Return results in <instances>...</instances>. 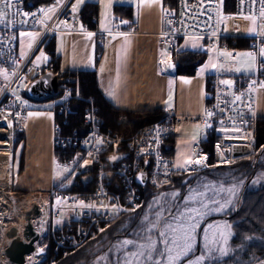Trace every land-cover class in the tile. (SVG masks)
I'll use <instances>...</instances> for the list:
<instances>
[{
    "label": "built area",
    "instance_id": "obj_1",
    "mask_svg": "<svg viewBox=\"0 0 264 264\" xmlns=\"http://www.w3.org/2000/svg\"><path fill=\"white\" fill-rule=\"evenodd\" d=\"M72 1L15 0V7L4 9L6 19L12 22L0 23V137L5 129L2 122L7 118L11 123V142L0 145L11 146L14 127L18 128L23 123L27 110L58 111L62 122H66L71 99L85 98L88 101L82 116L85 130L65 132L62 123L56 122L53 143L54 146L78 148L79 157H69L65 163L75 170L81 165L83 169L85 165L86 170L92 169L93 187L74 189L73 182L59 183L51 188L54 200L50 206V189L48 194L35 191L29 192L28 196H20L11 192L12 185H5L0 178V256L5 258L6 264H14L3 252L7 246L6 230L16 224L21 231L24 209L33 200H37L42 209L37 219L44 217L46 222L40 226L35 218L37 229L43 235L49 231L52 233V260H55L58 255L67 254L71 248L106 229L117 215L142 205L147 196L145 186L149 187L150 198L156 196L158 189L165 191V184L169 183L176 168L174 155L165 150L166 140L175 133L179 123L199 124L215 135L212 152L203 146L201 139L197 140L196 154L189 165L193 169L207 167L211 160L214 163H231L238 157L233 152L237 143L246 145L251 152L257 146V123L264 115L249 113L247 107L256 100L257 88L264 82V56L260 55L264 49V13L261 11L264 0H166L160 33L162 45L173 51L180 47L182 39L198 37L217 52L223 50L234 56L242 46L239 38H247L243 46L256 55V70L252 73L215 70L208 78L204 110L184 112L168 107L162 109L159 118L137 123H132L129 115L122 112L116 122L124 125L123 128L103 126L98 106L79 93L80 79L71 72V68L55 70L60 89L57 95L34 100L25 94L28 83L50 69L44 47L50 36L56 37L64 31L89 30L96 34L97 42L103 47L116 34L133 32L138 28L136 24H126L124 18L117 17L109 28H91L83 22L79 29L80 10L72 6ZM49 8H55V12H47ZM17 9L19 14L14 15ZM23 13L29 15L24 16ZM234 15L256 18L255 32L247 35L228 33L224 18ZM93 20H96L95 16ZM28 29L38 31V35L23 50L19 33ZM97 55L101 56V51ZM226 75H232L233 81L222 83ZM237 96H240L239 100ZM119 151L127 154L111 166L107 154ZM145 159L148 163H144ZM143 168L147 176L146 182L141 184L136 180V174ZM64 215L65 219L59 222ZM48 221L51 222L50 229ZM38 255L37 262L46 257L45 249H38Z\"/></svg>",
    "mask_w": 264,
    "mask_h": 264
},
{
    "label": "crops",
    "instance_id": "obj_2",
    "mask_svg": "<svg viewBox=\"0 0 264 264\" xmlns=\"http://www.w3.org/2000/svg\"><path fill=\"white\" fill-rule=\"evenodd\" d=\"M87 1L98 3L97 12L94 14L96 20H93V16L94 26L91 28H109L117 17L124 18L126 24H136L138 28L133 32L116 34L103 47L97 42L93 31L60 32L55 37L56 52L61 58L60 67L71 68V72L79 68H94L101 92L123 110L157 106L161 109L173 107L184 112L204 110L208 76L215 69L214 63L210 64L206 57L194 74L175 71L172 51L160 42L166 0H73L72 6L80 10ZM117 4L124 6L119 13L114 11ZM82 23L80 20L79 29ZM256 24L257 20L251 32L237 34L255 32ZM191 42V39L184 38L179 48L202 49L206 50L207 55L211 53L205 43L203 46L198 42L192 45ZM209 48L217 56L215 48ZM98 51H101V56L97 55ZM238 51L248 50L242 45L235 55ZM221 53L223 57L227 55L225 58L235 56L228 55L223 50L219 52ZM253 56V65L247 66L250 70L242 69L240 72L252 73L256 70V55ZM224 79L233 81L232 75H226ZM247 111L264 115V82L258 86L256 100L247 107ZM55 114L56 111L50 109H29L24 115L23 123L18 128L24 132L25 137L16 149L14 161L11 151V168L17 167L15 175H12L15 187L29 192L48 191L52 184L64 179L69 173L53 169L54 160L59 161L52 144L53 130L57 122ZM207 134V129L202 125L179 123L171 136V153L175 161L179 155L181 159L189 162L197 140L205 138ZM16 161L18 163L15 166Z\"/></svg>",
    "mask_w": 264,
    "mask_h": 264
},
{
    "label": "rangeland",
    "instance_id": "obj_3",
    "mask_svg": "<svg viewBox=\"0 0 264 264\" xmlns=\"http://www.w3.org/2000/svg\"><path fill=\"white\" fill-rule=\"evenodd\" d=\"M77 2H81V0H77ZM224 22L227 32L237 34L238 32H251L254 28L256 19L234 15L225 17ZM29 34H35V38H33V35ZM37 35L38 31L33 29L20 31L19 39L22 49H27L36 39ZM188 39H191V41H193L190 43L192 45L195 44V42H198L199 44L205 46V44L201 41V38L189 37ZM207 48L211 52L209 55H207V59H209L210 64L214 63V71L220 69L229 72L235 70L236 72H240L242 69L250 70V67L247 66L253 65L254 56L246 55L247 53H250L248 51H238L237 55H235L234 57L228 56V58H225L227 55L223 57L224 55L222 56V53L219 54V52H217V56H215V53L213 54L211 48ZM220 55L224 59L223 62ZM118 126L119 127L117 128L124 127V125L122 124H119ZM15 129L16 126L14 127V132ZM13 139L14 134L12 143ZM12 143L11 146L0 145V178L5 183V185L9 183L12 185L13 189L11 190V192H15L16 195L21 196L20 192L13 185L12 175H15L17 167L11 168ZM52 144L54 146L53 139ZM196 144L194 147V153L189 162L185 159H181L179 155H177L178 158H176L175 161L176 167L184 168L190 165L192 159L196 154ZM78 153L79 151L77 150V153L70 157L78 158ZM246 155H249L251 167H242L241 163L238 164L240 160H238L236 157L231 163H217L218 165H230L226 166L225 168H215L211 170L208 168L210 164L207 167L201 169H193L189 166L188 169H186V173H183L178 177L176 176L175 168L173 177L168 184H165V191L160 192V189H158L155 197L150 198L149 196L147 198L146 196V199L142 205L137 206V208H135L133 211L123 212L127 213V215L125 218L123 217L122 220H119V223L115 225L114 220L121 214L117 215V217H115L111 221L106 229L102 230L96 236L88 238L85 242H83V244L81 245L85 244L86 250L88 251L90 257L87 260L81 259L78 264H124L126 259H132L128 256V253L137 250L135 245L123 246L124 240H133L136 242V245L148 243L146 239V237L148 236L152 237V239L158 240V232L159 230H162L164 220L163 218H161L160 226L157 229H153L152 224L149 223V221H156L157 212H162V217H169L170 211H175L177 209L183 210L185 207V200L194 193L199 192H203L206 195L203 197L197 196L196 200L192 201L189 204V207L198 208L200 207V201L203 200L205 204H208V208L204 209V211L207 212V215L199 218L200 226L196 230V240L194 241L193 250L188 253L186 257H183L180 261H178L177 264H187L189 260L195 262L197 260V257L200 256L205 257V259L201 261L200 264H259L260 262H263L264 223H262V221H259L260 218L256 219V221L258 222V226L262 228V230H258L257 228H254L253 224L249 223L250 218H254L256 216H234V213H236V211H239L241 205L244 202L245 192L247 190L257 189L264 185V145L256 146L254 150L252 152L250 151L248 154L237 156L241 157ZM67 158L63 160L58 159L59 161L55 159L53 162L54 171L60 170L64 173L69 171V173L65 176L64 179L50 186V206L52 205V199L54 200V197H52L51 195V188L53 186L55 187L59 183L67 184L73 182L75 180V174L87 169L86 165L84 169L81 165L77 170H75L74 167L69 166L65 163ZM212 162L213 161L211 160L210 163ZM17 163L18 162L16 161L15 166L17 165ZM242 191V198L239 199V195ZM42 192L44 194H48L49 190ZM28 193L29 191H26L25 196H28ZM173 193H179V195L173 197ZM211 199H215L221 204H225L228 201H230V203L227 204L223 211H211V209L217 207L216 204L210 202ZM246 202L248 203V200H246ZM146 216L148 217L147 221H145L144 219ZM246 218L249 219L246 227L247 229H250L248 231H242L240 228H237L239 230L238 231L236 229V224L242 223ZM64 219L65 215L62 216L59 222L63 221ZM36 222H38L40 226L46 225L44 217H42V219L38 218ZM208 224H212L213 229L208 231V239L205 240L204 230L207 228ZM241 225L239 226L242 228ZM50 227L51 222H49L48 224L49 229ZM38 231L39 239L37 240L38 243L37 241L35 242L37 243L35 250L30 254L28 253V255L26 254V260L23 264H39L40 262H37L36 256L38 255V249L42 248L39 244V241L45 235L41 234V230ZM51 234V231H49L48 235L50 236V239L52 236ZM177 235L179 236L180 234L177 233ZM171 236L172 233H169V239L171 238ZM206 244L207 247H205ZM81 245L71 248L70 251L75 250ZM163 247V244L158 243V248L162 250ZM221 249H223L224 251L222 252ZM53 250L54 248L52 246L50 259L51 263L56 262V260H52ZM144 251L145 255H147L148 249H144ZM152 255L154 260L160 258L156 253H153ZM4 259V257L0 256V264H6V261ZM141 264H152V261H147L142 257Z\"/></svg>",
    "mask_w": 264,
    "mask_h": 264
},
{
    "label": "trees",
    "instance_id": "obj_4",
    "mask_svg": "<svg viewBox=\"0 0 264 264\" xmlns=\"http://www.w3.org/2000/svg\"><path fill=\"white\" fill-rule=\"evenodd\" d=\"M121 7L123 5L117 4L114 8L116 13H119ZM98 8V3L95 1H87L83 7L80 9V20L82 22L87 23L90 27L94 26V22L92 21V17L96 14ZM55 36H50L47 41L44 43L47 60L49 62V67L52 70H57L60 65V56L56 52V41ZM247 38L240 37L239 43L246 44ZM207 57L206 50L202 49H195V48H176L172 51V64L175 67V71L179 73H186V74H194L196 72L197 67L204 62ZM72 72L76 73L79 76L80 83H79V93L83 97L90 98L94 101V103L98 106V114L101 119V123L104 127H112L117 128L119 127L116 122L117 117L121 112H126L132 123L141 122L144 120H152L159 118L162 113V109L157 106L154 108H145V109H136V110H123L116 105H114L110 100H108L104 94L101 92L97 73L94 68H79L74 69ZM264 76V68L263 73ZM88 104V101L85 98L81 97H73L71 99V109L68 115V119L66 122H62V115L60 112L56 111L55 118L57 122L62 123L63 130L70 131L73 129L85 130L83 126V111ZM25 135L22 130L19 128L15 129L14 132V139H13V146H12V158L14 161L16 149L24 139ZM215 135L212 132H208L207 136L201 139L203 146L208 149L210 152L213 151V143H214ZM256 143L257 146L264 145V117L260 118L257 123L256 129ZM173 148V138L169 137L166 140V147L165 150L171 152ZM78 148L75 146H68V147H60L54 146V154L59 160H63L67 157L73 156L77 153ZM241 163L242 167H251V161H249V155L237 157ZM226 166H230L229 164H221L218 165L217 163H210L209 169L213 170L215 168H225ZM186 169L188 168H181L176 169V176H180L183 173H186ZM75 180L73 181L72 188L75 189H90L93 186V170L88 169L85 171L78 172L75 174ZM17 188V187H16ZM21 195L25 194L27 190L17 188ZM144 190H146L147 198L149 196L148 190L149 187L145 186ZM248 200V203L246 202ZM249 206H248V205ZM247 205V206H245ZM246 207V208H245ZM234 216H246L254 218H250V224H253L254 228L258 230H262L260 226H258V222L256 221L257 218H260L259 221L264 223V185L253 190H247L244 195V202L241 205L239 211L234 213ZM127 213H122L118 216L114 222L115 225L119 223V220L126 217ZM254 219V220H253ZM249 219H244L242 223L236 224V229L240 228L242 231H248L246 224L248 223ZM113 222V223H114ZM242 224V225H241ZM241 225L242 228L239 226ZM115 227V226H114ZM238 230V229H237ZM239 231V230H238ZM39 244L42 248L46 251V257H44L39 264H78L81 259H88L90 257L88 251L86 250L85 244L81 245L80 247L76 248L68 252L65 255H58L55 260V263H51V247L52 242L50 236L47 234L43 236Z\"/></svg>",
    "mask_w": 264,
    "mask_h": 264
},
{
    "label": "snow or ice",
    "instance_id": "obj_5",
    "mask_svg": "<svg viewBox=\"0 0 264 264\" xmlns=\"http://www.w3.org/2000/svg\"><path fill=\"white\" fill-rule=\"evenodd\" d=\"M15 7V0H0V23L12 21L7 20V12L4 9H10ZM41 11H44L41 9ZM262 13H264V8L261 9ZM47 12H55V8H49ZM19 14V10L14 13V15ZM24 16H28L29 13H23ZM34 15V14H33ZM47 15V13H45ZM49 19L51 17H48ZM33 35L35 38V34ZM91 35V33H89ZM43 56V53H41ZM228 55H231L230 53ZM248 56H253L252 53H247ZM261 56H264V49H261ZM222 83H230L229 81H222ZM237 100L240 99V96L236 97ZM209 116L212 113H208ZM196 163H200V161H196ZM207 187V186H206ZM179 193H173V197L178 196ZM206 194L203 192L194 193L189 196L185 200V207L183 210L177 209L175 211H170L169 217H162V212L156 213V221H149L152 224L153 229H157L160 226L161 218H163L164 223L162 225V230L158 232V240L152 239V237H146L148 243L146 244H138L133 240H124L123 246L127 245H135L136 251L128 253V256L132 259H126L124 264H141V258H145L147 261H152V264H177L183 257H186L188 253H190L194 248V241L196 240V230L199 228V218L207 215V212L204 209L208 208V204H205L203 200L200 201V207H189V204L192 201L196 200L197 196H205ZM213 204H216L217 207L211 209V211H223L230 201L225 204H221L219 201L215 199H211L210 201ZM145 221L148 220L146 216ZM218 227V226H217ZM213 229L212 224H208L207 228L204 230L205 236L204 239L207 240L208 231ZM169 233H172L171 238L169 239ZM177 233L180 235L178 236ZM158 243L163 244L164 247L161 250L158 248ZM207 247V244L205 245ZM144 249H148L147 255H145ZM223 252L224 250L221 249ZM153 253H156L159 256V259H153ZM174 253V254H173ZM226 254V253H225ZM205 259L204 256L197 257L195 262L189 260L187 264H200L201 261Z\"/></svg>",
    "mask_w": 264,
    "mask_h": 264
},
{
    "label": "water",
    "instance_id": "obj_6",
    "mask_svg": "<svg viewBox=\"0 0 264 264\" xmlns=\"http://www.w3.org/2000/svg\"><path fill=\"white\" fill-rule=\"evenodd\" d=\"M60 92L57 73L48 69L42 74L31 80L25 88V94L34 100H45ZM235 155H244L250 152L246 145L237 143L234 146ZM126 152H112L107 154L111 166L126 156ZM144 163H148L145 159ZM146 170L140 169L136 174V180L144 184L146 182ZM243 191L239 195L242 198ZM41 205L37 200H33L31 205L24 209V223L20 231L18 225L12 224L6 230L7 246L3 252L14 264H23L26 260V254L35 250L36 241L39 239V231L34 219L41 213Z\"/></svg>",
    "mask_w": 264,
    "mask_h": 264
},
{
    "label": "bare ground",
    "instance_id": "obj_7",
    "mask_svg": "<svg viewBox=\"0 0 264 264\" xmlns=\"http://www.w3.org/2000/svg\"><path fill=\"white\" fill-rule=\"evenodd\" d=\"M2 123H4V132L2 133V136L0 137V143L2 144H10L11 142V123L9 121V119H5ZM37 259L40 258V255L36 256ZM33 264V263H30ZM259 264H264L263 262H260Z\"/></svg>",
    "mask_w": 264,
    "mask_h": 264
}]
</instances>
